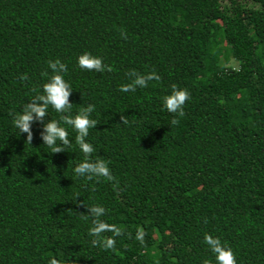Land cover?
Masks as SVG:
<instances>
[{
  "label": "trees",
  "instance_id": "16d2710c",
  "mask_svg": "<svg viewBox=\"0 0 264 264\" xmlns=\"http://www.w3.org/2000/svg\"><path fill=\"white\" fill-rule=\"evenodd\" d=\"M85 52L114 70H81ZM56 59L72 115L95 105L91 159L109 163L118 191L75 176L70 126L71 146L53 154L43 123L31 145L12 124ZM133 69L161 79L121 92ZM173 84L191 97L177 125L162 105ZM60 115L49 107L45 123ZM83 204L125 230L115 250L92 246ZM206 233L237 264H264V0H0V264H216Z\"/></svg>",
  "mask_w": 264,
  "mask_h": 264
},
{
  "label": "clouds",
  "instance_id": "9594fccd",
  "mask_svg": "<svg viewBox=\"0 0 264 264\" xmlns=\"http://www.w3.org/2000/svg\"><path fill=\"white\" fill-rule=\"evenodd\" d=\"M120 35L123 39H127L125 30L121 29ZM77 65L81 70L95 71L97 73L112 72L114 70L111 65L104 64L101 57L93 56L87 52L78 57ZM47 66L51 69V74L48 71L41 73L42 77L47 78V82L41 86L42 91L34 88L33 91L37 92V94L24 104L22 111L10 113L12 124L17 129L18 135L26 133L25 144L31 145L34 138L32 124L34 121H40L43 123V131L40 133L43 145L51 149V153L53 154L61 153L66 151L72 143L67 129L61 126V122H63V124L70 126L76 133L75 143L79 146L84 156L83 162L77 164L73 169L75 176L84 178L87 181L95 180L96 182H99L103 178L106 181L114 182L113 190L118 191L119 183L112 174L109 163L99 157L95 160L91 159L95 149L91 143L87 142V137L89 136V130L96 128L98 125L96 119L90 118L95 110V105L88 104L86 107H81L77 114L72 115L73 104L69 98L73 89L64 79V74L68 71L67 65L62 63L60 59H56L54 61L49 60ZM126 75L129 77L130 82L120 86V91L125 93L130 91L135 92L137 88H146L149 81L161 79L155 71L141 74L133 69L126 73ZM19 78L21 81L29 79L26 73L22 74ZM190 98V93L187 89L178 88L175 84L171 86V93L162 98L163 108L173 114V119L170 121L171 125H177L179 123L178 117L185 115L184 106ZM49 107L61 115L59 120L48 119L45 123ZM120 120L122 124L127 125L129 123L127 116L123 114H121ZM83 207L86 209V214L81 212V218L85 221L91 220L92 226L88 230V235L93 237L91 240L92 246L104 251L115 250L116 238L124 236L125 230L101 219L102 216L107 214V210L103 206L98 204L86 206L83 204ZM204 222L207 223V220ZM105 233H112V235L105 236ZM145 235L146 232L143 228H138L135 233V240L141 246L145 244ZM127 236L128 238H132L131 233H127ZM204 243L215 256L216 264H237L236 256L232 249L223 244L218 237H213L206 233ZM49 264H61V261L52 258L49 260ZM204 264H211V262L205 260Z\"/></svg>",
  "mask_w": 264,
  "mask_h": 264
}]
</instances>
